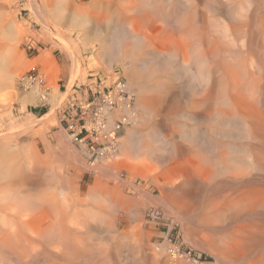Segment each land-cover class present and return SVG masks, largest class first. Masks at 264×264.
<instances>
[{"label":"bare ground","instance_id":"1","mask_svg":"<svg viewBox=\"0 0 264 264\" xmlns=\"http://www.w3.org/2000/svg\"><path fill=\"white\" fill-rule=\"evenodd\" d=\"M41 3L32 13L45 36L59 39L66 59L73 60L72 78L82 65L74 52L77 44L55 34L50 25L77 28L79 39L95 42L98 64L111 67L119 61L129 79V97L101 111L103 128L94 122L95 104L84 108L88 128L106 135L101 141L110 146L93 168L92 200H80L88 207L81 212L70 209L72 194L79 192L74 174L63 165L51 169L49 162L43 168L40 161L50 160V151L40 157L31 139L15 149L3 147L0 264H135L137 250L148 251V257L141 256L147 264L180 261L179 248L150 245L154 233L144 230L150 210L156 221L159 215L174 219L182 231L190 222L195 248L215 258V264H264V0ZM104 24L110 27L109 39L103 36ZM6 31L17 43L15 61L25 69L43 67L51 76L50 51L29 63L18 48L21 30L9 25ZM4 49L0 44V73ZM14 74L10 69L8 75ZM48 94L37 85L22 97L23 105L52 99L51 111L39 121L12 127L3 137L32 134L39 122L50 123L63 99ZM81 109L78 103L73 113ZM45 179L63 183L46 205L30 195L43 192Z\"/></svg>","mask_w":264,"mask_h":264},{"label":"rangeland","instance_id":"2","mask_svg":"<svg viewBox=\"0 0 264 264\" xmlns=\"http://www.w3.org/2000/svg\"><path fill=\"white\" fill-rule=\"evenodd\" d=\"M37 3H38V6L42 5V3L40 4V0H0V44L3 45V47L6 49V50L4 49V52L1 54V58L4 59L5 64L3 66L4 68L2 67L3 69H1V73H0V83H1L0 85V98H1L0 100V157L2 156L3 152H5L4 151L5 149H3V147L4 148L7 147L9 149H11L10 147H13L15 149L17 146L23 145V143L27 144L29 139H31L29 141L34 140L33 144L37 148L33 144L32 145H33V148H36L35 150L37 154L42 158L45 157L46 155L44 153L45 150H44L43 143L46 138L52 140L54 138V134H57V133L59 134L65 133L66 135L69 136L68 132L66 131L67 122H68L69 117L67 118L66 114L68 111H71L72 104L74 103L76 106L79 101L73 98L75 96H72L71 99H74L73 103L71 102L68 103V100L66 99L69 96H71L73 93L74 94L76 93L75 94L76 97L78 94L82 95L81 98L83 99L84 104L81 106L82 109L79 111V114H80L81 111H85L84 108L88 107L94 100L93 93L96 94V92H103L104 90H107L108 88L113 86L114 82L118 78H121L125 82V84H127V86L129 85V79L124 74L125 71L123 73L122 66L118 64L119 61H116L115 62L116 64L113 63L111 67H107V65H104L103 62H101L102 64L99 63L100 64L99 65L98 62H96L95 60V52L99 48L95 44H93L95 42L88 44V42H85L79 39L80 38L78 36L79 30L77 28H69L68 26L59 25L58 26L59 30H55L54 28L56 27L55 25L52 24L53 26L50 25V29L55 34L65 35L71 41V43L77 44L76 47L74 48V52L82 60V65H81V70L79 71V73L75 74L76 77L73 76L74 78H72L71 69L74 63L73 60L66 59V51H64L62 44L59 42V39L57 40L55 37L48 38L47 35L45 36V31H44L43 26L38 21V19H36L37 17L35 16V14L32 13L31 8L33 6H36ZM9 25L12 26L14 30L18 31V29H20L22 32L21 36L19 35L18 48H19L20 54H23L24 59L27 62L29 63L34 62L41 54H43L46 51H50L53 64L51 63L52 68L51 67L49 68L51 71L49 69L48 71L50 72L51 76H47V74H45L42 71L43 67L34 66L31 69L30 68L25 69L24 67L21 66L22 63H18V60L15 61L16 52L14 51V49L17 46V43L13 41L12 39H10L11 37L5 33ZM103 28H104L103 36H106L109 39L110 33H111L109 30L110 27H108L107 24L106 25L104 24ZM105 31H109L108 35L107 33H105ZM86 44L90 46L87 45L88 46L87 47ZM93 45H95V47ZM121 62L124 63L125 61L124 62L121 61ZM10 69H14L16 71V74L11 75V76L8 75L10 72ZM33 72L35 73L39 72L40 74L45 75V78L47 81V87L49 89V91L46 92V95L49 93L48 98H50L49 97L50 95H53L54 97L56 96L57 98L59 97V99L60 98L63 99V101L62 103H59L57 110H56V114L53 117V119L50 121V123L44 125L42 122H39L35 128V132H33L32 134L31 132L29 133L21 132L22 134L17 133L15 136L14 135H4V136H9V138H11V139L9 138L6 139L5 137H3L2 134L7 133L9 129H11L12 127L20 126L30 120L39 121L40 119H43V117L46 116V114H48L51 111L52 99L48 100V102L44 104L43 103H39V104L28 103L26 105H23L20 101L21 98L24 97L26 94H28L29 91L31 90H25L21 88L19 86V79L22 76L28 73H33ZM52 80L53 82H51ZM75 89L77 90L73 92ZM42 91L44 92V90ZM53 91L56 93H54ZM128 97L129 95L127 94L126 96H124V99H128ZM135 102H136V96L132 95V104L134 105ZM42 113H45V114L42 115ZM39 124L43 126H40ZM18 134H20V136ZM24 134L25 135L27 134V135L25 136ZM119 136L120 137L123 136V132H120ZM71 142L75 146H77L78 149L76 147L74 150L68 149L66 146L63 145V142H60V144H62L63 146L61 151L59 152L56 149L51 150L50 160L48 161L41 160L40 162L41 163L45 162V165L44 163L40 164L39 162L40 164L39 166L44 165L43 168L46 169L47 167L46 162H49V164H51L50 166L48 165L51 169H53L54 167L62 168V165H63V169L67 170L69 174L71 175L74 174V177L76 178V181H77V182L75 181L76 183L75 185L77 186L78 184L77 187H78L79 192L78 194H76V192L75 194H72L71 199H70L71 206L70 205L69 206L71 210L74 209L73 212H78V211L81 212L83 211V209L86 210L88 207L84 205L81 206L80 204H78L80 200L83 199L84 202L91 203L92 199L89 195V189H90L89 187H91V185H93L95 182L94 180H95L96 173L93 170V168H95L99 164L100 156H97V155L93 156V152L91 151V148H90L91 145L89 143L86 146L80 145V149H79V144H75L73 141ZM95 148L98 149L100 147L97 145ZM67 160L70 161L69 164L67 163ZM76 161L77 162L79 161L80 164L77 163ZM82 161L85 164L82 165L81 164ZM3 162L5 161L3 160L1 161L0 159V165L5 164ZM43 168L42 170H44ZM84 168H87V169H84ZM73 169H77V171L79 169L78 173H75V170ZM62 184H59V186L60 185L62 186ZM40 194L42 193L40 192ZM40 194L31 193L30 195H34V196L32 197L29 196V197L33 199L35 196H38V198L39 197L41 198V201H38L37 197H35L36 199L34 198V200H37L38 202L43 201L42 203H44L45 205H46V201H44L43 196H45V198H47L48 200H52L51 195L40 196ZM76 195H78L79 197ZM58 198H62V197L58 196L57 199ZM137 198L140 201H145V199L141 197V195H138ZM60 201H62V199H60L59 202ZM60 211L61 213L63 212L62 208ZM44 212L47 213L48 210ZM151 213H152L151 210L150 212H147L146 214L147 216H145L146 222L144 226V230L146 232L154 233V236L152 238V242L150 245L152 247H156V246H160L166 243L168 247L179 248L180 251H182L181 252L182 257L180 258L181 260L175 261L176 263L173 262V264H179V263L180 264L182 263L183 264H199V263L200 264H215L216 263L215 258L210 256L206 252L200 250L198 247L195 248L197 246V244L195 243L196 242L195 238L197 237L195 235L191 236L190 228H194V226L190 224V222L187 223L189 224L188 229L185 231L183 230L184 231L183 232L181 229L182 228L181 225L177 223L174 219L165 220L162 218L161 215H159L157 219L158 221H156L151 216ZM62 214L60 215L62 216ZM185 234L186 235L188 234L189 237L185 236ZM187 237L189 238V240L187 239ZM137 251L134 252V255H137V261L135 262V264H138V263L147 264V262H145L146 260H144L143 257L141 258V256L147 255L146 257H148L149 256L148 251L140 250L138 251L140 253H138ZM120 254L122 256L124 255L128 256L126 253L123 254L120 252L119 255ZM122 264H127V262H122Z\"/></svg>","mask_w":264,"mask_h":264},{"label":"built area","instance_id":"3","mask_svg":"<svg viewBox=\"0 0 264 264\" xmlns=\"http://www.w3.org/2000/svg\"><path fill=\"white\" fill-rule=\"evenodd\" d=\"M37 85L40 86L41 90H44L45 94L49 91V89L47 88V81L45 76L43 74H40L39 72L28 73L19 79V86L25 90H31ZM125 86V82L121 78H118L114 82L112 87L104 90L103 92H96V98L95 100H93V103H91L95 104V110H93L92 113L96 125L99 124L101 128L105 126L104 114L101 113V111L105 107L114 108L117 106L118 100L127 95V93L125 92ZM74 106L75 104L73 103L71 106V115L69 116L67 122L68 133L73 137V141L76 144L86 146L89 143L91 145L90 148L93 152V156L101 155L102 152L106 151V149H108V147L110 146V141L108 144L105 142L102 143L103 141L101 140H106L107 136H100L98 131H91L87 126L89 111H81L80 114L78 113L75 115L73 113ZM97 145L100 148L96 149L95 147Z\"/></svg>","mask_w":264,"mask_h":264},{"label":"crops","instance_id":"4","mask_svg":"<svg viewBox=\"0 0 264 264\" xmlns=\"http://www.w3.org/2000/svg\"><path fill=\"white\" fill-rule=\"evenodd\" d=\"M77 89H75L73 92H75ZM76 94V93H75ZM74 93L71 95V96H69L68 98H67V100H68V103H70L71 102V100H73V99H71V97L72 96H75L76 97V95H75ZM82 97V95L80 94H78L77 95V97L75 98V99H78L79 101H78V103H79V105L80 106H82L83 104H84V102H83V99L81 98ZM71 115V111H68L67 112V114H66V117L68 118L69 116ZM61 136V137H60ZM55 141H56V143H55ZM60 142H63V145L64 146H66L68 149H71V150H74L75 149V147L77 148V146H75L70 140H69V138L66 136V135H64V134H59V133H57V134H54V138L51 140V139H48V138H46L45 140H44V143H43V145H44V153H45V155H47V152L48 151H51V150H58L59 152L61 151V149H62V144H60ZM60 145V146H59ZM48 146V147H47ZM78 149V148H77ZM79 149H80V145H79ZM67 163L69 164L70 163V161L69 160H67ZM45 181V182H44ZM53 183V182H52ZM49 184L48 182H46V180H43V182H42V186L43 187H41V188H43V189H41V190H43V192H41L42 193V195L44 194V192H46V191H48V192H46L44 195H52V198H54L55 199V197H54V192H55V190H56V194L58 193L57 191H59V183H56V185L53 183V184ZM53 185V186H52ZM51 186L53 187V188H51ZM57 186V187H56ZM91 186H93V185H91ZM45 187V188H44ZM47 187V188H46ZM50 187V188H49ZM55 187V188H54ZM90 188V187H89ZM46 189V190H45ZM52 189H54V190H52ZM52 192V193H50V191ZM54 191V192H53ZM58 195V194H57ZM56 195V196H57ZM48 201V199H45V201ZM52 201H54V200H52ZM58 201H59V199L57 200V203H58ZM60 203V202H59Z\"/></svg>","mask_w":264,"mask_h":264},{"label":"trees","instance_id":"5","mask_svg":"<svg viewBox=\"0 0 264 264\" xmlns=\"http://www.w3.org/2000/svg\"><path fill=\"white\" fill-rule=\"evenodd\" d=\"M45 113H42V115H44Z\"/></svg>","mask_w":264,"mask_h":264}]
</instances>
